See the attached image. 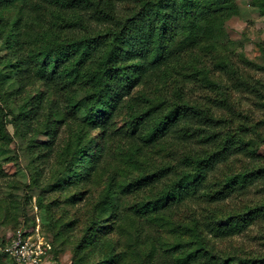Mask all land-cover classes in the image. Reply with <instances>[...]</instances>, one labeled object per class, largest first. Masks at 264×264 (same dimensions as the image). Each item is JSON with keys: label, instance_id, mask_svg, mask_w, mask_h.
Returning a JSON list of instances; mask_svg holds the SVG:
<instances>
[{"label": "rangeland", "instance_id": "rangeland-1", "mask_svg": "<svg viewBox=\"0 0 264 264\" xmlns=\"http://www.w3.org/2000/svg\"><path fill=\"white\" fill-rule=\"evenodd\" d=\"M60 7L32 14L20 29L16 10L2 18L0 76L10 75L0 82V126L9 132L0 135V264H264V0ZM200 12L202 43L184 45ZM125 28L116 64L135 62L131 47L149 34L172 55L119 101L106 139L71 105L87 81H25L9 67L45 40ZM13 29L21 49L6 42ZM146 109L147 127L177 113L148 146L123 133ZM183 175L197 178L198 189L166 197L160 209L138 207Z\"/></svg>", "mask_w": 264, "mask_h": 264}, {"label": "trees", "instance_id": "trees-1", "mask_svg": "<svg viewBox=\"0 0 264 264\" xmlns=\"http://www.w3.org/2000/svg\"><path fill=\"white\" fill-rule=\"evenodd\" d=\"M213 2L227 8L230 0H213ZM60 6L77 7L78 0H0V27L3 28L5 25L2 18H4L3 14L6 10H16L18 13L16 29H20L26 22L25 20L33 17L32 14ZM153 7L154 4L150 6L151 9ZM205 13L200 12L188 21L184 34V45L195 46L202 43V30L206 24L201 22V19L206 15ZM139 15H142V19L145 20L143 12H140ZM108 17L102 16L101 19L108 20ZM126 31L125 28L117 35L114 33L86 35L71 39L68 43L57 42L54 39L45 40L38 43V48L30 50L29 57H23L9 67H15L20 78L25 81L43 80L50 85L56 82L81 85L82 81H87L85 83L88 90L82 86L79 87L81 88L79 93L72 96L71 105L74 110L83 108L91 127L93 129L100 128L102 130L100 137L103 136V139H106L107 130L112 124L111 120L119 101L129 93L128 91L136 85L142 75L157 71L165 59L172 55L169 47H162L159 41H156L159 36L156 40H151L152 34H149L150 37L145 36L143 42L135 47L136 50L133 46L131 47L135 52V57L138 58L135 62L124 65L116 64L118 59H122L118 41L122 38V33H127ZM19 35L21 36L17 31L13 32L14 38H10L7 34L6 42H9L10 47L22 48L23 40H17ZM47 39L49 38L47 37ZM128 44H133V41L129 40ZM6 73L0 76V82L10 75L8 72ZM136 73L139 74L138 78ZM150 115V109L132 115L131 121L128 122L123 133L137 134L143 144L148 146L157 142L166 133L169 125L175 124L177 113L171 111L161 121H156L152 127H147ZM117 131L115 128L112 132L115 134ZM0 135L5 137L9 135L5 124L0 126ZM78 155L80 156V154ZM162 175L163 172L156 171L155 179ZM185 177V175L181 176L171 190L165 192L162 197L156 198L149 205L138 204V207L144 210L160 209L166 197L172 199L176 195L191 194L192 190L198 189L197 178ZM204 178L205 173L203 174Z\"/></svg>", "mask_w": 264, "mask_h": 264}, {"label": "built area", "instance_id": "built-area-1", "mask_svg": "<svg viewBox=\"0 0 264 264\" xmlns=\"http://www.w3.org/2000/svg\"><path fill=\"white\" fill-rule=\"evenodd\" d=\"M17 247H19V245L18 244H16L15 246H14V249H16ZM17 253H19V252H17ZM21 253V252H20ZM25 259V258H24ZM28 259V258H27Z\"/></svg>", "mask_w": 264, "mask_h": 264}]
</instances>
